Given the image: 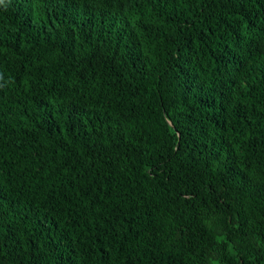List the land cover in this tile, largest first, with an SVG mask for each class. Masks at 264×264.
Masks as SVG:
<instances>
[{"label":"trees","instance_id":"16d2710c","mask_svg":"<svg viewBox=\"0 0 264 264\" xmlns=\"http://www.w3.org/2000/svg\"><path fill=\"white\" fill-rule=\"evenodd\" d=\"M0 264H264V0H0Z\"/></svg>","mask_w":264,"mask_h":264}]
</instances>
